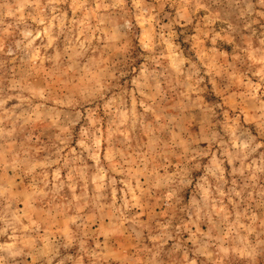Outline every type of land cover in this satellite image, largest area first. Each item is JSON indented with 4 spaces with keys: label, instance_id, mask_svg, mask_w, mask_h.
Returning a JSON list of instances; mask_svg holds the SVG:
<instances>
[{
    "label": "rangeland",
    "instance_id": "374dc122",
    "mask_svg": "<svg viewBox=\"0 0 264 264\" xmlns=\"http://www.w3.org/2000/svg\"><path fill=\"white\" fill-rule=\"evenodd\" d=\"M0 264H264V0H0Z\"/></svg>",
    "mask_w": 264,
    "mask_h": 264
}]
</instances>
